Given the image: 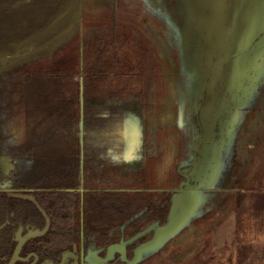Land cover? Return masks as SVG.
Segmentation results:
<instances>
[{
    "label": "flooded vegetation",
    "instance_id": "obj_1",
    "mask_svg": "<svg viewBox=\"0 0 264 264\" xmlns=\"http://www.w3.org/2000/svg\"><path fill=\"white\" fill-rule=\"evenodd\" d=\"M69 1L0 0V54H15ZM120 1L104 13L117 23L103 26L122 56L84 54L96 36L87 37L91 14L82 13L85 23L62 24L0 60V264H174L183 235L205 247L215 235L226 197L207 201L157 250H141L169 220L194 134L169 159L163 127L148 125V93L138 82L168 72L170 47L178 50L164 24L123 23ZM50 46L52 56H32ZM179 264L200 263L193 255Z\"/></svg>",
    "mask_w": 264,
    "mask_h": 264
},
{
    "label": "rangeland",
    "instance_id": "obj_2",
    "mask_svg": "<svg viewBox=\"0 0 264 264\" xmlns=\"http://www.w3.org/2000/svg\"><path fill=\"white\" fill-rule=\"evenodd\" d=\"M116 1L84 0L81 10L65 22L83 24L86 20L82 13L91 14L89 16L91 27L87 32V37L93 33L96 40L91 39L88 42L87 47H89L84 51V54H90L91 57L124 55L125 50L123 49L114 51L116 46H114L115 38L112 37L111 27L103 26L104 23L110 25L115 22L113 17L112 20H107L104 13L107 9H113ZM120 2L121 8H126L124 11L126 15L121 17L123 23L133 22L132 18L138 24L151 21L147 15L154 12L152 7L155 6L154 2L156 4L155 0H122ZM167 3L169 6L174 5L173 0H167ZM167 3L166 0H159L156 7L166 8ZM174 34L176 33L174 32ZM110 41H113V46L109 45ZM49 43L46 46L49 47ZM62 43L71 44L72 41L68 39ZM59 45V43L55 44V46ZM65 47L67 46H63V48ZM179 48L177 54L170 47L168 56L171 65H169L168 72L164 68L166 74L164 71H160L158 78L138 82L140 88H143L144 83L148 93L145 96L149 105V109L145 112L148 125L154 128L163 127L164 132L161 140L169 142L171 148L168 154L169 159L173 157L179 146L178 142L184 134L194 133L191 149L197 138L192 107L196 104V89L199 88V84L198 82L194 83L193 70L188 67L183 68L181 47ZM55 49V47H51L47 53H44L43 49H39L40 51L32 56H52ZM178 60L179 63H177ZM144 66L146 69L147 65ZM258 73L252 76L249 74L248 80L244 83L246 95L228 97L229 101L225 104L226 111L222 113L224 114L223 119L220 121V117L216 116L218 117L217 121L211 123L210 126L208 148L215 145L224 150L225 144L228 142L229 150L232 152L226 153L222 150L217 155L214 166L216 164L217 169L215 170H217L216 174H219L218 177L212 173L214 166L212 168L207 166L204 170L200 169L201 174H205V176L201 175L197 182L200 187L212 189L211 193L203 195L197 217L204 213L207 201H219L226 197L218 208L215 235H207L210 243L207 244V248L200 246L198 239H194L190 235H183L177 251L170 254V258L176 260L174 264H179L193 255L199 259L200 264H264V65ZM235 121L236 123H234ZM11 130L14 135H19L18 120L14 121ZM238 132L241 141L238 139L234 141L232 136ZM160 134L162 135V133ZM230 136L231 138H229ZM160 146L162 147V144ZM162 171L164 168H159L160 176L163 174ZM221 192H224L225 195H221ZM193 220L185 227L190 226ZM168 240V237L164 238L160 245L154 249L157 250ZM153 252L155 251H149L143 257H147Z\"/></svg>",
    "mask_w": 264,
    "mask_h": 264
},
{
    "label": "water",
    "instance_id": "obj_3",
    "mask_svg": "<svg viewBox=\"0 0 264 264\" xmlns=\"http://www.w3.org/2000/svg\"><path fill=\"white\" fill-rule=\"evenodd\" d=\"M83 1L70 0L47 27L16 45L15 54H0V60L54 33L81 10ZM155 1L149 22L165 24L170 42L177 50L181 47L183 68L193 70L194 83L199 84L196 104L192 107L197 138L187 160L179 167L183 182L173 195L169 220L141 250L158 247L164 238L175 236L171 234L178 233L197 217L203 195L211 190L197 185L200 176H205L200 169L212 168L223 150L215 145L208 148L211 123L218 117L220 121L223 119L228 97L247 94L244 83L248 76L259 74L264 65V0H173L176 6H169L166 0V8H157L159 0ZM239 136L238 132L232 139L235 141ZM223 152H231L228 142ZM215 169L216 164L214 176Z\"/></svg>",
    "mask_w": 264,
    "mask_h": 264
}]
</instances>
